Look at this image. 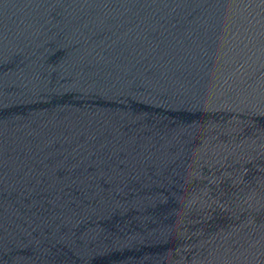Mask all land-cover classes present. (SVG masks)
<instances>
[{
    "label": "water",
    "instance_id": "1",
    "mask_svg": "<svg viewBox=\"0 0 264 264\" xmlns=\"http://www.w3.org/2000/svg\"><path fill=\"white\" fill-rule=\"evenodd\" d=\"M0 264H264V0H0Z\"/></svg>",
    "mask_w": 264,
    "mask_h": 264
}]
</instances>
